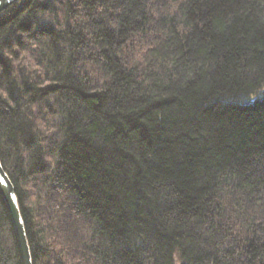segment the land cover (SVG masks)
Masks as SVG:
<instances>
[{
	"label": "trees",
	"instance_id": "1",
	"mask_svg": "<svg viewBox=\"0 0 264 264\" xmlns=\"http://www.w3.org/2000/svg\"><path fill=\"white\" fill-rule=\"evenodd\" d=\"M0 159L33 264H264V0L14 1Z\"/></svg>",
	"mask_w": 264,
	"mask_h": 264
},
{
	"label": "water",
	"instance_id": "2",
	"mask_svg": "<svg viewBox=\"0 0 264 264\" xmlns=\"http://www.w3.org/2000/svg\"><path fill=\"white\" fill-rule=\"evenodd\" d=\"M16 0H0V13L10 6ZM0 192L9 208L13 224L15 226L19 244L21 247L24 264H33L32 253L27 237L24 219L21 214V209L18 197L15 191V186L5 171L0 159Z\"/></svg>",
	"mask_w": 264,
	"mask_h": 264
}]
</instances>
